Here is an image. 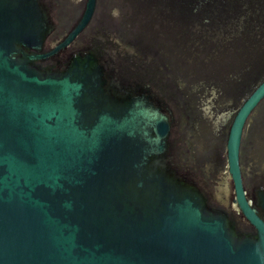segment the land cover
Here are the masks:
<instances>
[{
    "label": "water",
    "instance_id": "1",
    "mask_svg": "<svg viewBox=\"0 0 264 264\" xmlns=\"http://www.w3.org/2000/svg\"><path fill=\"white\" fill-rule=\"evenodd\" d=\"M0 264H264V0H0Z\"/></svg>",
    "mask_w": 264,
    "mask_h": 264
}]
</instances>
